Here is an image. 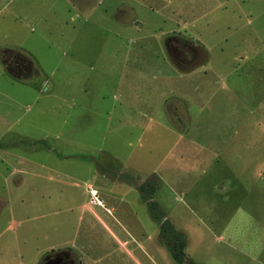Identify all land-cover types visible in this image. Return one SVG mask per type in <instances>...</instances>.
Here are the masks:
<instances>
[{
	"label": "rangeland",
	"instance_id": "374dc122",
	"mask_svg": "<svg viewBox=\"0 0 264 264\" xmlns=\"http://www.w3.org/2000/svg\"><path fill=\"white\" fill-rule=\"evenodd\" d=\"M72 1L97 11L70 35L106 38L104 57L118 58L63 56L71 0H0V49L21 44L37 66L21 77L0 60V196L8 198L0 229L28 216L29 246L66 244L39 264H176L138 189L150 180L185 237L182 264H264V178L246 202H224L209 184L223 162L235 164L239 136L246 151H260L264 175V14L252 21L259 35L246 24L264 0H198L193 10L192 0ZM116 2L130 7L115 13L127 25L102 12L95 28ZM165 100L178 122L165 118ZM121 102L134 112L121 118ZM145 108L163 123L140 118ZM23 168L15 188L13 170Z\"/></svg>",
	"mask_w": 264,
	"mask_h": 264
},
{
	"label": "crops",
	"instance_id": "0c3cea01",
	"mask_svg": "<svg viewBox=\"0 0 264 264\" xmlns=\"http://www.w3.org/2000/svg\"><path fill=\"white\" fill-rule=\"evenodd\" d=\"M197 1L198 0H192L191 1L192 2V10L196 6ZM245 1H246V4L249 6L251 0L250 1L245 0ZM71 3H72L71 8L69 9V12L71 13L70 18H69V20H64V22H63L64 25L67 26L66 34H63L62 39H60V41H59L62 44L63 56L67 60L84 61L86 58H89V59L93 60L94 62L100 60V58H106L107 56H110L113 58L114 57L118 58L119 54L115 55L114 52H109L108 55L104 57L103 53H105V52H103V50H105V48H106V44H107L106 38L95 37L92 39V38H86L85 36L80 37L82 35L76 36V37H72L70 35V33H69L70 30H68V28L70 27V28L76 29L75 28L76 25L73 23L78 22L79 24H81L82 22L83 23L87 22L88 20L91 19L93 13H95L97 11V9H96L97 7L95 6L96 4L91 3L88 5H82V4L73 2L72 0H71ZM119 10H123V11L128 12V11H130V7L125 5V4L116 2L115 4L112 5V7H110V9L105 8L98 15L95 16L94 27L95 28L101 27L99 24H100L101 20L103 19L102 12H104L105 14L110 13V17H111L112 21H114L115 23H118L121 25H127V21L125 22L124 20L115 17V15H116L115 13L118 12ZM263 14H264V9L263 10H258V9L255 10V8H254L253 10L246 11V15L248 17L246 24L250 27L251 32L255 36L259 35V33H258L257 28H256V24L253 25L252 21L257 17L262 16ZM33 30H34V27L30 28L31 32H33ZM96 31H99V30H96ZM83 35H84V33H83ZM89 39H91V40H89ZM110 47H112V45ZM142 47L145 48L144 45ZM140 49H142V48H140ZM155 52H156L155 53V55H156L155 60H157V59L160 60L161 49L158 51H155ZM2 54H14L25 65H28V63H29L28 68L20 73L21 77H27V76L32 75V73L34 72V69L37 68L36 62H35V56H34L33 52L27 48H24V46L21 44L17 45V46L15 45V46H7L4 48H1L0 49V60H1ZM136 56L139 57L140 59H145V57H143V54L136 55ZM245 57L246 56L244 55L241 58L244 59ZM122 59H123L122 63H123V65H125L126 62L129 61L131 58L129 57L128 54H126V55L122 56ZM165 59H166V54H165V51L163 50L162 60H165ZM155 70L158 71L156 73L157 77L158 76L160 77V75H161L160 68H155ZM140 71L142 72L143 69H140ZM162 74L164 77V75L166 74L164 70H163ZM173 75H175V74H173ZM21 77H18V78H21ZM172 77H174V76H172ZM119 79H118V81H119ZM159 80H158V82H159ZM171 103H172V101L170 102V100L166 101V103H164L165 109L163 111V114L165 115V118H168L172 123H173V121L178 122L181 119V117L180 116H174V115L172 116V114L169 111V109H171V107H173V105L170 106ZM120 108L122 109L120 112L121 118L126 117V115H128V113H130V111L134 112V107L129 106L127 102H121ZM126 110H128V111H126ZM135 112L137 113V115L140 118L144 119L147 123H151L154 121L157 123H163V122H161V118H160V120H157L158 115L160 116V112L157 113V111L155 109L149 110L148 108H145V110L143 112H140L137 110ZM225 140H227V141H225ZM229 141L231 142V137H229V136L226 137L225 139H223V144H225L223 151H229V145H228L230 143ZM237 141H239V142L234 148V150L236 152L235 159H234L235 164H230L231 162L227 163L226 161H225V163L223 162L221 169L218 170V175L216 177H214V180L212 182L209 183L211 192L216 194V195H221V196L223 195L224 202H226L227 201L226 199H228V198H229V201H233L235 199V197L242 198V200H240V201L246 202L251 196H253L256 193L255 188H256L257 180H259V182H261L264 178L263 169L259 168L257 165V162L259 160H261V157L259 155L260 151H246V141L241 136H239V139ZM210 149L212 151H218V147H216V149H213L211 147ZM1 152L2 151H0V162L3 163L4 160L1 157ZM13 169H14V167H13ZM13 171H14V173L12 174L14 176L13 186L15 188H17V187L21 188V186H23L24 179H22L21 177H17L16 175H18L19 173H26L28 170L26 168H23V169H16ZM30 172L33 173L34 170H30ZM90 190H92V189H90ZM113 198L116 201L119 200V198H117L115 196H113ZM20 200L23 201L21 197H20ZM121 201H123V200L121 199ZM7 204H8V198H6L4 196H0V217H1V214L3 213L4 208ZM100 206H103V203H101ZM27 217L28 216H23V217L20 216L17 218H13V219H11L10 224L5 225L4 227H2L0 229V258H3V261H6V259H5L6 256H8V257L12 256L14 259L16 258L15 259V260H17L15 262L16 264H39L40 259H42L48 253L54 252L56 247L60 248V246L66 245V244H63V245L56 246L55 248H51L50 250H45V251L40 249L39 246H37V245L36 246H34V245L29 246L27 244L28 241H26L28 239L23 236V228H25V227H23V224L25 222H27V220L29 219V217L28 218ZM96 218H98V217L96 216ZM116 219H118V218H116ZM98 220H100V219L98 218ZM8 231H11V233H10V235L6 236L5 234ZM50 247H52V246H50ZM4 255H6V256H4ZM28 255H30V257H31L30 259H29ZM251 257H252V255H251ZM252 260L254 261V259H250V261H252ZM3 264H5V263L3 262Z\"/></svg>",
	"mask_w": 264,
	"mask_h": 264
},
{
	"label": "trees",
	"instance_id": "16d2710c",
	"mask_svg": "<svg viewBox=\"0 0 264 264\" xmlns=\"http://www.w3.org/2000/svg\"><path fill=\"white\" fill-rule=\"evenodd\" d=\"M141 198L146 202L149 214L154 220L159 222V234L166 245L171 259L176 264H182L185 261L186 240L183 234L174 228L172 223L165 218V212L160 208V205L153 199V192L155 187L151 184L150 180L145 184L139 186ZM151 191V192H150Z\"/></svg>",
	"mask_w": 264,
	"mask_h": 264
},
{
	"label": "flooded vegetation",
	"instance_id": "af4514ba",
	"mask_svg": "<svg viewBox=\"0 0 264 264\" xmlns=\"http://www.w3.org/2000/svg\"><path fill=\"white\" fill-rule=\"evenodd\" d=\"M1 61L4 63L6 69L11 72L24 71L28 68V65H25L20 61V59L14 54H2Z\"/></svg>",
	"mask_w": 264,
	"mask_h": 264
},
{
	"label": "built area",
	"instance_id": "2783aa9c",
	"mask_svg": "<svg viewBox=\"0 0 264 264\" xmlns=\"http://www.w3.org/2000/svg\"><path fill=\"white\" fill-rule=\"evenodd\" d=\"M92 192H94V193H92V196H93V201H95V202H97L98 204H101L102 202H101V200L97 197V194H96V191L95 190H91Z\"/></svg>",
	"mask_w": 264,
	"mask_h": 264
}]
</instances>
